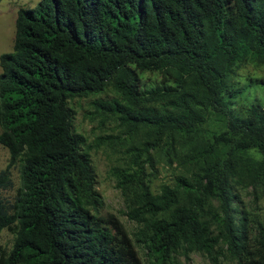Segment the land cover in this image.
Segmentation results:
<instances>
[{
	"label": "trees",
	"instance_id": "obj_1",
	"mask_svg": "<svg viewBox=\"0 0 264 264\" xmlns=\"http://www.w3.org/2000/svg\"><path fill=\"white\" fill-rule=\"evenodd\" d=\"M13 25L0 55V183L17 164L20 188L11 206L0 200V232L13 235L0 264H144L135 245L145 264L193 252L264 264V212L251 218L235 193L264 197V97L246 101L252 85L233 81L264 67V0H40ZM144 73L159 79L147 87ZM105 90L114 98L96 108L138 138L112 170L131 234L99 215L72 126L69 101ZM151 152L178 171L155 193Z\"/></svg>",
	"mask_w": 264,
	"mask_h": 264
},
{
	"label": "rangeland",
	"instance_id": "obj_2",
	"mask_svg": "<svg viewBox=\"0 0 264 264\" xmlns=\"http://www.w3.org/2000/svg\"><path fill=\"white\" fill-rule=\"evenodd\" d=\"M40 0H0V55L11 52L14 17L18 8H34ZM141 82L152 86L159 77L156 74L144 73L139 76ZM264 80V67H257L246 64L237 70L234 83L238 88L243 85L251 84L246 101L249 97H264V91L259 89L255 81ZM256 86V87H255ZM248 96V97H247ZM114 98L110 90H105L99 94L91 95L86 98L74 99L69 101V107L73 111L72 126L76 133L85 138L86 151L88 152L90 164L95 178V190L100 195L103 205L99 210V215L105 217L111 215L116 218L124 227L128 234L135 230L134 223L130 222L124 215L125 209L119 190L115 186V179L112 170L121 168L128 156V151L132 147H137L138 138L128 137L122 134L115 121L104 118L101 110L96 108L95 102H107ZM239 100L237 102L241 103ZM1 130V129H0ZM109 137V138H107ZM155 170L150 177V189L153 193L158 192L161 185H172L173 175L177 174L176 164L167 165L162 157L158 158L154 152ZM8 164V153L5 148L0 146V173L6 169ZM6 181L0 183V200L6 205L11 206L20 188L18 165L13 164L7 169ZM236 203L246 211L251 218L260 217L264 212V197L257 191L255 194L251 188L236 189ZM13 235L7 230L0 232V252L6 254L12 244ZM138 257L145 264V252L135 245ZM234 261L218 258V264H233ZM178 264H211L205 255L190 253L185 259L178 257Z\"/></svg>",
	"mask_w": 264,
	"mask_h": 264
}]
</instances>
